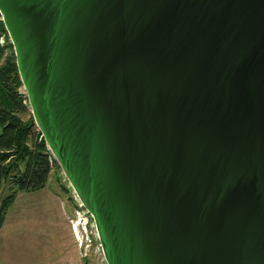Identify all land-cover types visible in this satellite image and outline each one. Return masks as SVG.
Here are the masks:
<instances>
[{"label": "water", "instance_id": "obj_1", "mask_svg": "<svg viewBox=\"0 0 264 264\" xmlns=\"http://www.w3.org/2000/svg\"><path fill=\"white\" fill-rule=\"evenodd\" d=\"M0 18L106 264H264V0H0Z\"/></svg>", "mask_w": 264, "mask_h": 264}, {"label": "rangeland", "instance_id": "obj_2", "mask_svg": "<svg viewBox=\"0 0 264 264\" xmlns=\"http://www.w3.org/2000/svg\"><path fill=\"white\" fill-rule=\"evenodd\" d=\"M0 45H6V51L11 50L14 55L7 32L0 36ZM18 91L26 97L22 84ZM24 102L27 111L21 116L24 119L32 117L34 122L27 97ZM67 183L58 166L51 171L44 188L23 191L15 199L9 207L8 232L2 244L8 250L9 262L0 261V264H106L98 251L86 257L79 253L66 218L72 213L67 190L62 189ZM7 193L8 185L3 181L0 200ZM53 193L61 196L62 204Z\"/></svg>", "mask_w": 264, "mask_h": 264}, {"label": "trees", "instance_id": "obj_3", "mask_svg": "<svg viewBox=\"0 0 264 264\" xmlns=\"http://www.w3.org/2000/svg\"><path fill=\"white\" fill-rule=\"evenodd\" d=\"M2 34L6 31L0 20ZM6 48L0 45V187L5 181L8 193L0 200V228L17 192L44 188L51 171L58 167L56 161H49L32 117L21 116L27 111L26 97L18 91L22 83L15 57ZM62 189L66 188L62 185Z\"/></svg>", "mask_w": 264, "mask_h": 264}, {"label": "built area", "instance_id": "obj_4", "mask_svg": "<svg viewBox=\"0 0 264 264\" xmlns=\"http://www.w3.org/2000/svg\"><path fill=\"white\" fill-rule=\"evenodd\" d=\"M47 150L49 161H55L48 147ZM67 185L66 190L68 193V199L72 204V213L67 214L66 218L79 253L82 257H86L87 255H90L91 252L93 253L95 251H98L99 254L102 255L93 219L75 191L68 183Z\"/></svg>", "mask_w": 264, "mask_h": 264}, {"label": "crops", "instance_id": "obj_5", "mask_svg": "<svg viewBox=\"0 0 264 264\" xmlns=\"http://www.w3.org/2000/svg\"><path fill=\"white\" fill-rule=\"evenodd\" d=\"M23 191H19V192H17V194H16V196H15V199L22 193ZM52 192V191H51ZM53 195L54 196H56L60 201H61V204H62V199H61V196L60 195H58V194H54L53 193ZM15 199H14V201H15ZM13 201V202H14ZM12 205V204H11ZM8 212H9V209H8V211H7V213H6V216H5V220H4V222H3V224H2V226H1V228H0V261L1 262H9V256H8V250H6V248H5V245H2L3 244V242L5 241V236H6V234H7V232H8V230H6V228H7V225H8ZM8 229V228H7Z\"/></svg>", "mask_w": 264, "mask_h": 264}]
</instances>
